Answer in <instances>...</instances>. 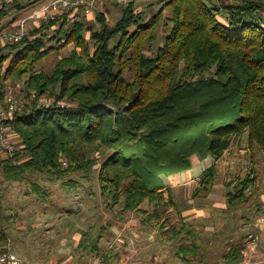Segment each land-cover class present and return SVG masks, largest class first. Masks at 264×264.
<instances>
[{"label":"trees","instance_id":"16d2710c","mask_svg":"<svg viewBox=\"0 0 264 264\" xmlns=\"http://www.w3.org/2000/svg\"><path fill=\"white\" fill-rule=\"evenodd\" d=\"M39 1L14 0L9 11L1 9L0 33L11 8L17 16ZM138 1L120 7L114 24L103 13L95 16L99 29L81 13L70 24L65 13L0 49V98L6 86L21 80L24 92L36 96L5 122L20 142L0 170L6 182L30 184L31 193L45 201L49 194L31 181L34 174H49L75 191L77 183L68 176L91 172L99 159L101 196L110 208L122 205L141 225L164 229L175 206L164 181L190 171L194 155L218 159L244 135L264 154V5L163 0L146 18ZM163 19L168 31L155 45ZM68 45L71 55L59 56ZM51 54L52 72L37 70ZM215 174L211 165L200 182L213 184ZM250 180L236 185L231 206L248 199ZM146 201L151 211L143 207ZM242 256L238 247L226 260Z\"/></svg>","mask_w":264,"mask_h":264},{"label":"rangeland","instance_id":"374dc122","mask_svg":"<svg viewBox=\"0 0 264 264\" xmlns=\"http://www.w3.org/2000/svg\"><path fill=\"white\" fill-rule=\"evenodd\" d=\"M20 1L23 5L30 2ZM52 1L54 0L39 1L17 16L11 8L12 11L4 19V31L14 30L18 21ZM129 1L107 0L108 4H97L86 21L87 25L100 28L95 22L98 13H103L106 21L114 24L121 16L120 7L123 8ZM162 1L140 0L136 7L146 18H151L158 12ZM211 1H216L218 5L232 4L235 1H253L264 5V0ZM10 6L11 4L5 6L8 11ZM261 14L264 16V10ZM167 15L168 12L165 11L164 16ZM164 23L163 19L157 30L155 45L162 44L163 37L167 34L168 29ZM32 27H29L30 31ZM85 35L89 38V33ZM72 50L73 45H68L61 49L59 56L67 58ZM54 60L55 54H51L36 67L37 70L51 73ZM125 76L128 80L132 78L131 73ZM21 81L22 91L25 93L24 81ZM46 99L49 102L53 100L49 97ZM59 103L60 106L66 105L64 101ZM191 163L190 171L168 176L164 181L163 191L165 195L167 191L171 192L175 205L168 210L167 218L170 223L164 229L141 225L135 212H124L122 205L110 208L111 201L101 196L99 159L91 172L68 176L77 183L78 187L74 192L65 189L61 186V181L49 174H34L31 181L45 189L49 198L39 200L31 193L30 184L24 183L28 189L26 191L33 196L21 203L9 200L5 202L0 207V216L3 217L0 223L8 232L15 226V222L9 218L12 212L20 216L19 220H25L32 215L41 219L44 212L48 211L52 219L51 233H45L44 222H40L37 224L40 225L37 227V234H26L21 240L27 246L32 244L37 252V246L41 245L39 242L44 237V256H48L50 260L55 254L61 256L57 252L60 249L66 264H264V154L256 146L251 148L248 136L244 135L232 150L225 151L220 158L207 156L205 160H201L194 155ZM211 165L216 168L214 183L204 185L200 182L201 177ZM244 178L251 179L252 187L247 192L249 197L246 201L231 206L229 195L234 194L236 185ZM15 198L17 200L22 197L17 193ZM147 203L146 201L143 207L151 211L153 206ZM57 214L59 215L54 218ZM42 219L47 220L48 216ZM10 235L17 238L14 231ZM14 243L18 245L19 242ZM181 247L188 250L194 248V251L186 253L179 250ZM238 247L243 248L241 260H226Z\"/></svg>","mask_w":264,"mask_h":264},{"label":"built area","instance_id":"2783aa9c","mask_svg":"<svg viewBox=\"0 0 264 264\" xmlns=\"http://www.w3.org/2000/svg\"><path fill=\"white\" fill-rule=\"evenodd\" d=\"M103 1L105 0H54L42 5L41 8L33 10L30 15L18 21L14 30L0 33V46L21 42L28 34L30 26L40 28L43 24L54 21L56 16L65 13L69 14L70 24H74L79 19V13L89 18L93 14L94 7ZM12 3L13 0H0V10ZM58 28L59 24L55 25L54 29ZM22 89L23 82L17 81L6 86L3 98H0V147L9 154H14L17 147L10 139L12 131L5 122L12 119L16 113L23 112L36 97L35 94L23 93ZM41 101L49 102L45 97ZM0 264H21V261L11 252H0Z\"/></svg>","mask_w":264,"mask_h":264},{"label":"crops","instance_id":"0c3cea01","mask_svg":"<svg viewBox=\"0 0 264 264\" xmlns=\"http://www.w3.org/2000/svg\"><path fill=\"white\" fill-rule=\"evenodd\" d=\"M12 26H14V25H12ZM10 139L15 145L19 144V142H20V139L18 138V136L12 132H11ZM9 156H12V155L9 153H6L0 147V164L3 161H5ZM26 190H28L26 185L6 182L4 180L2 174H1V170H0V207H2L5 204V202H8V200L11 202H14V203L16 201L19 203L23 202L24 200L28 201V198L32 197L33 195L28 193ZM17 193H19V197L20 196L22 197L21 199L19 198L16 200L15 196L17 195ZM10 194H12L13 196H10ZM29 202H30V200H29ZM21 212L23 213L24 211L21 210ZM44 213L45 214L43 216H41V219L38 218L39 220L34 215H32L30 218L28 216L27 219L25 218V220L22 218H21V220H19L20 216L14 214L12 212V214L10 215L9 218H10V220L15 222L14 225L16 227L14 226L13 228H11V230L8 231L9 233L6 230H4V227L0 223V237L4 236V238H5L2 240V243H0V248L3 250V252L13 253L14 255H16L20 259L21 264H36V262L38 264H66V262H64V259L61 257L63 254H60V249L57 250V252L61 256H57V254H55V257L53 256L51 260L49 259L48 256H44L45 255V248H46L44 237H42L43 239L39 242L41 245H38V246L36 245L37 246V252H40L41 253L40 255L37 254V252L33 248L34 246H32V244H31V246H27V244L21 240V239H23L24 236H26V234L28 236H30V235L33 236V235H35V233L37 234L39 231V230H37V227L40 226V225L37 226V224L40 222H44V225L42 224L43 226H45V229H43V231L45 233L46 232L51 233V225H52L51 220L52 219H51V217H49L48 211H45ZM44 216H48V219L47 220L42 219ZM60 217L62 219V216H60ZM69 217L72 218L71 216H69ZM1 218H3V217L0 216V220H1ZM54 218H56V217H54ZM26 223H27V225H25ZM13 231L15 232V235L17 237L16 239H14L12 237V235H10V233ZM14 242H19V243L17 245ZM65 245L62 246L63 249L65 248ZM47 255H49V252L47 253ZM43 260H45V261H43Z\"/></svg>","mask_w":264,"mask_h":264}]
</instances>
